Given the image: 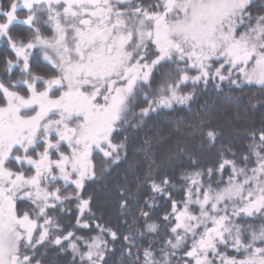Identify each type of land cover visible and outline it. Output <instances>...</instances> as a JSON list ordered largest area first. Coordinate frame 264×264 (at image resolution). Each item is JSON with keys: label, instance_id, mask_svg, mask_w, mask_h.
Listing matches in <instances>:
<instances>
[{"label": "snow or ice", "instance_id": "snow-or-ice-1", "mask_svg": "<svg viewBox=\"0 0 264 264\" xmlns=\"http://www.w3.org/2000/svg\"><path fill=\"white\" fill-rule=\"evenodd\" d=\"M189 84L264 104V0H0V264H264V123L238 159L189 156L179 187L146 154L116 191L126 231L93 207L126 133ZM186 131L215 147L211 126Z\"/></svg>", "mask_w": 264, "mask_h": 264}, {"label": "trees", "instance_id": "trees-1", "mask_svg": "<svg viewBox=\"0 0 264 264\" xmlns=\"http://www.w3.org/2000/svg\"><path fill=\"white\" fill-rule=\"evenodd\" d=\"M260 2L262 0H257V3ZM185 91L194 93L187 104L177 105L174 110L165 109L153 113L139 128L127 132L128 159L119 167L108 168L97 183L89 186L88 191L95 198L93 207L96 214L110 221L114 228L122 224V220L117 218L115 207L117 188L132 183L133 176L139 174L138 170L146 167L149 162L145 160L146 154L161 164L169 174L174 175L179 187L180 172L183 168L190 167L189 156L205 169L215 164L217 153L222 149L231 148L238 159L247 152V133L264 123V104L257 103V98L260 97L257 88H245L241 92L238 89L229 90L227 85H222L218 90L212 84L207 89L202 84L195 88L189 84ZM192 126L197 130L204 126L214 128L218 133L215 147H210L207 143L201 144L199 137L193 139L192 134L186 131ZM228 158L233 157L229 155ZM158 204L160 208L157 211L163 214L166 205L164 201H158ZM63 222L74 224V217H66ZM120 230L126 231L122 227ZM115 247L119 249V242ZM43 258L47 264L72 262L70 252L61 254L50 250ZM114 259L119 260V252Z\"/></svg>", "mask_w": 264, "mask_h": 264}]
</instances>
